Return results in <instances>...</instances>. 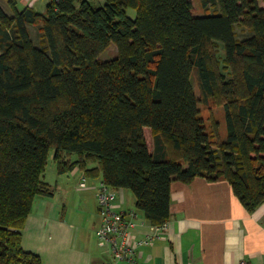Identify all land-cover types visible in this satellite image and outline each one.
I'll return each instance as SVG.
<instances>
[{
	"label": "trees",
	"instance_id": "1",
	"mask_svg": "<svg viewBox=\"0 0 264 264\" xmlns=\"http://www.w3.org/2000/svg\"><path fill=\"white\" fill-rule=\"evenodd\" d=\"M4 1L13 15L0 4V264H42L22 231L35 200L55 195L44 179L52 151L59 175L78 169L130 191L155 227L170 221L174 182L224 180L247 212L264 204L260 0H196L205 15L194 0H49L44 13ZM236 27L249 35L238 39ZM112 45L116 58L101 60ZM201 104L224 108L226 140Z\"/></svg>",
	"mask_w": 264,
	"mask_h": 264
},
{
	"label": "crops",
	"instance_id": "2",
	"mask_svg": "<svg viewBox=\"0 0 264 264\" xmlns=\"http://www.w3.org/2000/svg\"><path fill=\"white\" fill-rule=\"evenodd\" d=\"M41 1L32 6L31 0L18 3L22 4L21 10L35 9ZM0 4L8 15H13L7 4L6 8L2 1ZM65 176L61 185L56 183L53 197L35 200L22 231V248L38 255L42 264H108L109 251L100 245L96 232L95 247L82 234L87 221L77 223L71 214L76 209V216L98 218L94 225L98 229L101 218L97 190L101 178H87L78 169ZM84 178L86 188H81ZM125 203L126 190L119 195L120 209ZM138 217L145 220L143 215ZM152 227L146 221L139 233L149 232ZM160 234V240L139 250L143 264H264V204L253 213L247 212L224 180L174 182L170 221Z\"/></svg>",
	"mask_w": 264,
	"mask_h": 264
},
{
	"label": "built area",
	"instance_id": "3",
	"mask_svg": "<svg viewBox=\"0 0 264 264\" xmlns=\"http://www.w3.org/2000/svg\"><path fill=\"white\" fill-rule=\"evenodd\" d=\"M39 0H31L32 6ZM86 178L80 183L86 188ZM121 191H115L102 182L98 186L100 225L96 237L100 245L109 251L108 264H143L139 260V250L161 239V232L166 229L153 226L146 233H139L146 227V221H140L137 212L121 211L118 199Z\"/></svg>",
	"mask_w": 264,
	"mask_h": 264
},
{
	"label": "rangeland",
	"instance_id": "4",
	"mask_svg": "<svg viewBox=\"0 0 264 264\" xmlns=\"http://www.w3.org/2000/svg\"><path fill=\"white\" fill-rule=\"evenodd\" d=\"M48 1L49 0H42L41 2H39L38 5H36L34 10L36 12H38V13H44L45 12V7H46L45 5H47ZM100 3L104 4V0H100ZM194 3H195V11L197 13L199 12L201 15H205L203 13L202 9H201V6H200L199 2L194 0ZM2 4L4 5L5 8L7 7L6 6V2L4 0H2ZM259 4H260V6L264 7V0H260ZM18 9L19 10L22 9V4L18 3ZM132 13L133 12H131V15H134ZM235 31H236V34L238 36V39H243L246 36H248L249 33H250V32H248L246 30H243L242 28H239V27H236ZM30 33H31V36H32L31 38L34 41V44L37 47H40L41 46V44H40V34H39L38 29L36 27L30 26ZM216 51H217V57L220 59L221 62H223V59H224V56H225L224 55L223 45L220 44L217 47ZM116 56H117V48H116L115 45H112L111 47H109L101 55L100 59L103 60V61H107V60H112V59L116 58ZM222 66H223V64H222ZM191 81H192L194 90H195V92L197 94V97H200L201 96V92H200V88H199V83H198V78H197L196 71L193 73ZM200 109L202 111V116L206 119L207 125H209L210 122L208 121V118H209V116L211 114V110L208 107H206L204 104L200 105ZM212 109H213V111H212L211 115H213V117L217 120V122H219V125H220L221 138H222V140H226L227 128H226V122H225V111H224V108L223 107H214L213 106ZM53 157H54V152L52 151L51 154H50V160H49V164L47 166V171L45 173V178L44 179H45V181L47 183L51 184L54 187V189H55L56 183H59L61 185L62 184V180H64V177H62V175H58V173L56 171V166H55ZM67 176H65V177L68 178ZM64 187H66V186H63L62 188H64ZM135 203H136V200H135L134 195L130 191H126V203L122 207L121 211H130V210H132V211L137 212L138 216L142 217V214L139 211H137ZM71 214H72V216L76 217L74 221H76L77 223H80L81 222L80 220H82L83 223H85L87 221L86 229H84L82 234L85 237H87V239L89 241H91L92 245H94L96 247L97 246L96 245L97 241H96V237L94 236V234L96 232V228H94V225L97 223L98 218L96 219L92 215H89L88 217L87 216H81V217L80 216H76V209H73L71 211ZM67 215H69L68 212H67Z\"/></svg>",
	"mask_w": 264,
	"mask_h": 264
}]
</instances>
